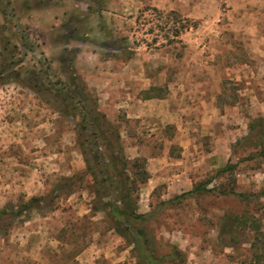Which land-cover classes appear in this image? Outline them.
<instances>
[{
	"label": "rangeland",
	"instance_id": "rangeland-1",
	"mask_svg": "<svg viewBox=\"0 0 264 264\" xmlns=\"http://www.w3.org/2000/svg\"><path fill=\"white\" fill-rule=\"evenodd\" d=\"M161 1L165 7L158 0H0V210L7 207L0 217V264H74L94 234L99 244L113 242L110 232L118 236L106 215L93 210L98 199L82 154L89 150L78 132L81 97L71 92L73 100L63 99L52 90L59 80L67 87L80 83H70L72 54L64 48L76 50L72 64L106 118L102 129L119 135L129 162L145 161V182L142 169L127 173L136 183L138 213L146 215L139 224L156 253L176 247L175 264H252L264 254V64L245 39L226 30L224 4L193 0L195 14L187 16L188 0L182 10ZM80 16L86 24L77 22ZM85 30L86 37L65 42ZM82 52L96 54L100 78L102 72H144L157 85L144 96L170 100L177 117L154 125L128 120L119 109L105 113L102 96L83 74L85 59L76 63ZM206 94L216 108L195 112ZM83 105L92 108L89 100ZM102 152L103 146L92 147V160ZM166 153L167 167L181 171H166L148 188L150 167L157 171L148 159ZM71 176H78L74 185L58 186ZM198 185L210 191L188 193ZM52 192L50 205L16 213L29 198ZM120 238L119 248L136 264L133 245Z\"/></svg>",
	"mask_w": 264,
	"mask_h": 264
},
{
	"label": "trees",
	"instance_id": "trees-1",
	"mask_svg": "<svg viewBox=\"0 0 264 264\" xmlns=\"http://www.w3.org/2000/svg\"><path fill=\"white\" fill-rule=\"evenodd\" d=\"M153 12H159L157 9L153 8ZM96 15L100 18V12L96 11ZM87 17H78L77 22L86 24ZM103 25L98 26V31L103 32ZM90 30L80 31V34L69 33L66 40H80L88 35ZM174 35L178 34V30L173 31ZM122 40V39H120ZM124 50V48H123ZM64 51L72 54V59H70L69 68L72 70L69 76L70 83L79 81L80 83L76 87L71 85L67 87L66 82L59 80L55 82L54 88L50 87L52 90L60 95H63V99L73 100L72 95L69 93L73 92L78 94L81 98L76 101L78 104H82L81 110L77 112V115L81 119V123L78 125L79 137H84L82 146L86 145L89 152L84 148L82 149V154L84 155V161L86 163V170L94 182L93 192L95 197L98 199L96 205H94V211L103 212L111 224V229L128 243L133 245V251L136 254L137 263L136 264H175L177 263L178 255L180 251L176 247H171L167 254L159 255L155 251L154 240L143 228L141 223L146 219V215L138 213V195L136 193V183L134 180H130L128 176V167L131 169L137 168L142 169L143 179L142 182L147 180V173L144 168V159H134V161L129 162L124 156L122 145L120 142L119 135L114 133L110 127L103 130L101 123L108 124L106 118L97 109V99L93 94L89 93L86 89L83 81L77 75L73 67V60L76 57V50H68L64 48ZM132 52V51H131ZM116 56V55H115ZM132 54L129 52L124 57V60H128ZM11 77H6L3 80H10ZM14 80L20 81L19 77H13ZM68 80V81H69ZM53 85V84H52ZM61 85V86H60ZM38 86V85H37ZM40 89V88H39ZM35 87L34 90H39ZM63 92V93H62ZM150 97V96H147ZM89 100L91 102L92 108L87 110L83 105V101ZM73 108V107H72ZM75 108V106H74ZM69 109H63L62 113L66 117H74L72 113L70 114ZM91 114V115H90ZM101 122V123H100ZM107 135H114L113 139L107 138ZM103 146L105 148V153H99L95 155L94 160H92L90 150L93 148L99 149ZM88 154V156H87ZM91 154V155H89ZM90 156V158H89ZM97 160V162H96ZM96 165L99 169L96 170ZM225 169L219 172H224ZM81 179V175H78ZM62 177L59 180V187L64 189L67 186H72L78 181L76 177ZM210 191L204 186H196L188 193ZM73 190L67 191V194L73 193ZM185 193V194H188ZM185 194L174 196L173 199H180ZM262 196H264V189L261 191ZM242 197H247L245 195H240ZM54 200L53 192L44 196L31 197L29 200L21 205L16 211L17 214L22 212H27L34 210L40 206V204L50 205ZM7 212V207L0 210V217L4 216ZM256 259V260H255ZM255 261L252 264H264V254L256 255ZM263 259V260H262ZM262 262V263H261ZM180 264L182 262L180 261Z\"/></svg>",
	"mask_w": 264,
	"mask_h": 264
},
{
	"label": "crops",
	"instance_id": "crops-1",
	"mask_svg": "<svg viewBox=\"0 0 264 264\" xmlns=\"http://www.w3.org/2000/svg\"><path fill=\"white\" fill-rule=\"evenodd\" d=\"M158 1L160 4L156 6L165 7V3H162L163 1ZM168 1L174 4L172 6L175 9L180 8L181 10L183 9L181 3L185 2V0ZM192 1L188 0V9H183L187 16L195 14L194 10H191V6H189ZM213 2L224 4V7H226L223 13L228 18L226 30L245 39L247 45L253 51L252 56L258 63L262 62L264 64V0H213ZM167 7H170V5H167ZM83 58L85 59L86 70L83 74L86 76V80L90 82L89 85L95 88L99 93L98 95L102 96L101 102L105 113L119 109L126 115L128 120H141L154 125L172 123L174 117H177L175 110L167 104L170 100L164 99L165 97L159 95L144 96L151 87L156 88L157 86L144 72L131 70L122 74L114 71L108 73L109 76L102 72V77L100 78L95 72L96 65L99 63L96 54L93 52L79 53L76 63L79 64L78 62ZM111 81L114 82L112 83ZM207 96L208 94H206L204 100L202 98L201 102L197 103L196 108H194L195 112L200 107L204 108V106H207V109H210L209 111H213L214 107L216 108L214 99H208ZM106 115L109 117V114ZM184 128L186 127L184 126ZM148 161L154 164V168L157 167V171H152V167H150V171L153 173L149 178L148 188L155 186L153 184H156L158 179L165 176L166 171L180 170L178 167H167L168 163H172L167 153L163 154V156L149 158ZM182 185L184 184H179V186ZM93 236V242L75 255L74 264H132V259L127 255L128 250L119 248L120 244H123L120 237L110 232L107 237L113 242L111 244H99L97 242L98 237H95L99 236V233Z\"/></svg>",
	"mask_w": 264,
	"mask_h": 264
}]
</instances>
